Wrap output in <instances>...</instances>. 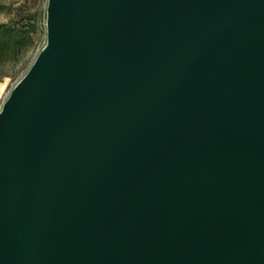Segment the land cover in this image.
I'll use <instances>...</instances> for the list:
<instances>
[{"label": "water", "instance_id": "obj_1", "mask_svg": "<svg viewBox=\"0 0 264 264\" xmlns=\"http://www.w3.org/2000/svg\"><path fill=\"white\" fill-rule=\"evenodd\" d=\"M0 110V264H264V0H47Z\"/></svg>", "mask_w": 264, "mask_h": 264}, {"label": "rangeland", "instance_id": "obj_2", "mask_svg": "<svg viewBox=\"0 0 264 264\" xmlns=\"http://www.w3.org/2000/svg\"><path fill=\"white\" fill-rule=\"evenodd\" d=\"M46 5L47 0H0V24L23 25L25 18L31 16L37 26L33 47L16 63H9L3 69V73L8 77L0 82V110L14 86L27 73L46 43Z\"/></svg>", "mask_w": 264, "mask_h": 264}, {"label": "trees", "instance_id": "obj_3", "mask_svg": "<svg viewBox=\"0 0 264 264\" xmlns=\"http://www.w3.org/2000/svg\"><path fill=\"white\" fill-rule=\"evenodd\" d=\"M23 25L0 24V82L8 77L3 69L9 63H16L34 45L37 26L34 18L28 16Z\"/></svg>", "mask_w": 264, "mask_h": 264}]
</instances>
